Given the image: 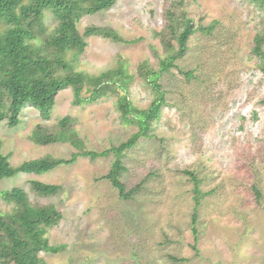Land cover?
<instances>
[{"label":"rangeland","instance_id":"rangeland-1","mask_svg":"<svg viewBox=\"0 0 264 264\" xmlns=\"http://www.w3.org/2000/svg\"><path fill=\"white\" fill-rule=\"evenodd\" d=\"M171 1L116 0L107 10L83 16L80 31L90 24L108 26L133 42L91 36L79 68L97 74L124 63L135 75L129 98L148 107L154 92L138 76L137 66L148 60L159 67L164 52L156 32L164 26ZM183 1L196 32L178 68L159 79L166 103L151 135L124 154L126 190L141 185L131 198H119L110 181L100 178L110 170L113 152L0 181L2 191L21 187L31 203L54 204L61 211L59 224L47 227L45 237L65 248L40 252L43 264H264V72L251 51L264 9L250 0ZM44 21L49 29L55 25L50 11ZM72 99L71 88L60 90L48 120L27 104L17 126L0 121L1 149L12 165L69 157L76 150L69 143L42 145L30 139L37 124L57 129L66 115L90 150L118 145L137 130L121 122L116 95L85 105H74ZM184 170L195 173L205 193L196 210V231L193 182ZM32 180L61 188L41 197L31 190ZM0 210H10L1 198Z\"/></svg>","mask_w":264,"mask_h":264},{"label":"trees","instance_id":"trees-1","mask_svg":"<svg viewBox=\"0 0 264 264\" xmlns=\"http://www.w3.org/2000/svg\"><path fill=\"white\" fill-rule=\"evenodd\" d=\"M250 1L264 9V0ZM115 2L0 0V121L6 119L10 127L17 126L22 109L27 104L34 106L43 120H48L57 93L71 88L74 105L90 104L116 95L121 122L137 126V130L118 145L95 151L83 146L69 115L58 120L57 129L49 130L37 124L30 134L33 142L42 145L69 143L76 150L67 158L44 156L12 165L8 155L2 152L0 139V181L20 172L42 174L58 165L73 164L79 157L94 160L113 152L115 160L108 173L100 178L109 180L121 199H129L139 190L141 185L126 190L121 180L126 169L124 154L136 146L141 137L151 135L153 123L160 119L166 103V92L159 79L171 68H178L177 61L186 53L188 41L196 32V27L184 8V1L172 0L164 12V26L156 32L164 52V56L158 59L159 67L153 68L148 60H143L137 66L138 76L154 92L149 106L140 108L132 103L127 94L135 75L128 71L124 63L119 62L115 67L97 74L79 68V56L87 46V38L91 36L114 42H133L112 27L90 24L82 31L78 27L83 16L107 10ZM46 11L52 13L55 21L51 29L44 21ZM259 22L260 28L254 35L251 51L259 58V67L264 72V17ZM179 72L187 77L192 75L190 71ZM183 172L190 175L193 182L195 207L192 229L196 231V210L205 193L200 190V179L193 171ZM30 187L36 195L47 197L57 194L61 185L32 180ZM255 192L257 198L260 197L256 188ZM0 198L10 205V210H0V264H43L40 252L57 253L65 248V245H51L45 237L46 228L57 226L63 217L54 204L31 203L27 192L21 187L0 190Z\"/></svg>","mask_w":264,"mask_h":264}]
</instances>
